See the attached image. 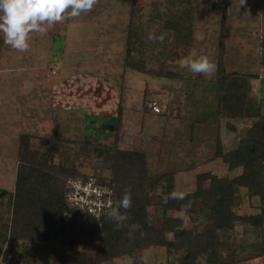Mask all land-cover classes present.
Listing matches in <instances>:
<instances>
[{
  "label": "rangeland",
  "instance_id": "rangeland-1",
  "mask_svg": "<svg viewBox=\"0 0 264 264\" xmlns=\"http://www.w3.org/2000/svg\"><path fill=\"white\" fill-rule=\"evenodd\" d=\"M237 3L96 0L91 11L46 25L43 34L32 33L25 52L4 44L0 34V190H14L22 136H27L29 150L41 160L70 165L97 181L111 182L112 175L110 162L91 151L95 146L143 153L148 173L173 174V190L186 194L194 191L200 173L225 179L240 174L241 168L229 170L214 154L234 150L258 116L264 115V0H247L240 11ZM170 20L188 25L190 44L177 42L164 27ZM150 32L162 35L163 41L149 40ZM129 34L132 66L168 77L126 66ZM220 50L226 73L256 76L244 89L238 117L227 116L220 101L219 96L227 94L217 83ZM189 53L208 56L215 71L205 76L181 69L178 61ZM152 102L159 113L149 109ZM51 143L62 148L66 160L51 155ZM77 155L81 167L72 162ZM162 193L160 187L148 196L152 203L163 202ZM6 202L0 203V225ZM258 206L256 197L238 190L235 214H258ZM156 209L146 207L148 221L157 226L161 214ZM168 214L195 233L210 227L197 202ZM230 239L236 259L231 264H264V256L247 258L252 244L264 242V229L237 223ZM96 241L95 236H87L79 244L90 246L88 256L93 260L99 256ZM2 249L0 264H60L56 256H45L41 244L7 240ZM181 254L153 247L100 264H168Z\"/></svg>",
  "mask_w": 264,
  "mask_h": 264
},
{
  "label": "trees",
  "instance_id": "trees-1",
  "mask_svg": "<svg viewBox=\"0 0 264 264\" xmlns=\"http://www.w3.org/2000/svg\"><path fill=\"white\" fill-rule=\"evenodd\" d=\"M164 27L174 34L177 42L190 44L192 30L188 25L179 23V20H170L164 23ZM131 37L129 34L127 38L126 66L141 73L168 77L166 73L145 71L143 66H132L129 62ZM219 46L222 49L223 43L219 42ZM250 79H256V76L226 73L222 65L221 51L218 56L217 83L219 89L226 90L230 95L228 98L226 93L219 96L227 116H240L238 111L242 96ZM120 116L121 111L118 108L117 124ZM19 142V166L14 190H0V203L7 201L3 213L5 221L0 225V255L3 244L10 240L14 244H41L45 248V256H56L60 264H100L103 259L129 256L153 247H165L169 253L173 250L181 251L180 257L168 264H231L236 262L234 242L230 239L235 225L240 223L255 229H264V115L258 116L247 137L234 150L214 154L227 164L229 170L241 168V173L231 179L200 173L196 176L194 191L187 193L184 200L165 199L173 191L174 176L171 173H148L143 153L102 146L92 148L91 151L97 158H103L111 164L112 181H96L100 185L111 186L112 191H115L112 202L115 203L121 198L125 188H129L131 192V207L121 209L127 213L129 220L119 230L114 228V221L105 213L96 219L81 213L66 201L68 180L79 177L87 180L92 176L83 174L70 165L48 164L41 160L36 151L29 150L27 136H22ZM85 146L91 145L87 143ZM50 152L51 155L58 154L64 159L65 152L60 146L51 143ZM79 158L77 155L72 162L81 167L83 163L78 161ZM67 163L70 164L71 161L68 160ZM93 176L99 178L95 174ZM160 187L163 188L164 201L152 203L148 193L158 191ZM241 188L249 197L258 199V214L234 213L237 193ZM189 201L199 203L205 212L204 217L210 227L203 232L195 233L183 228L180 219L168 214L180 210ZM148 205L160 210L161 222L157 226L148 221ZM1 206L5 207L4 204ZM133 224H139L140 229L132 231L130 236V226ZM87 236L97 238L95 250L99 256L95 260L88 256L89 245L83 242L82 247L79 246L81 240L87 239ZM229 250L230 253L224 256ZM263 256L264 242L252 244L247 258Z\"/></svg>",
  "mask_w": 264,
  "mask_h": 264
},
{
  "label": "clouds",
  "instance_id": "clouds-1",
  "mask_svg": "<svg viewBox=\"0 0 264 264\" xmlns=\"http://www.w3.org/2000/svg\"><path fill=\"white\" fill-rule=\"evenodd\" d=\"M247 0H238L237 10L245 5ZM96 0H0V34H2L3 43L19 52H25L30 47V35L32 33L43 34L47 26L60 22L67 17H77L81 13L92 10ZM163 36L148 34L149 40L163 41ZM181 69H187L192 74L209 75L215 71V64L206 55H196L189 53L178 61ZM73 193H79L81 182L77 179L70 181ZM103 194H108L104 190ZM186 193L183 191H171L165 199L184 200ZM132 205L131 192L125 188L121 198L113 203L108 202L105 215L114 221V228L119 230L123 228L129 220L126 212L121 209H129ZM191 201L186 206H190ZM132 231L140 229L139 224L130 226ZM141 235L143 233L141 232ZM143 259V258H142ZM144 264H147L144 261Z\"/></svg>",
  "mask_w": 264,
  "mask_h": 264
},
{
  "label": "built area",
  "instance_id": "built-area-1",
  "mask_svg": "<svg viewBox=\"0 0 264 264\" xmlns=\"http://www.w3.org/2000/svg\"><path fill=\"white\" fill-rule=\"evenodd\" d=\"M150 109L154 113H159V106L152 102ZM81 182L80 192L73 193L71 180L67 181L68 192L65 194V199L72 206L78 208L81 213L89 214L96 219L103 215L108 207V202H112L113 191L111 187L100 185L92 178L87 180L76 178ZM104 190H108V194H103Z\"/></svg>",
  "mask_w": 264,
  "mask_h": 264
}]
</instances>
